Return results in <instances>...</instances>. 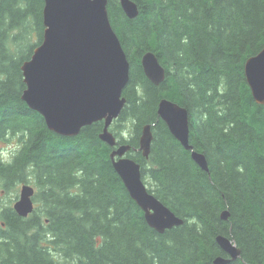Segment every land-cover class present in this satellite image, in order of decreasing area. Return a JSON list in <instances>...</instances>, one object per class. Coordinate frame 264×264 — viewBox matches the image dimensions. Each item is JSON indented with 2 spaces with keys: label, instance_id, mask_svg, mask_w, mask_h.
<instances>
[{
  "label": "trees",
  "instance_id": "obj_1",
  "mask_svg": "<svg viewBox=\"0 0 264 264\" xmlns=\"http://www.w3.org/2000/svg\"><path fill=\"white\" fill-rule=\"evenodd\" d=\"M132 1L135 19L108 1L130 63L127 103L110 131L131 145L149 192L184 224L163 234L148 225L113 167L115 148L100 139L104 122L62 137L22 100L21 67L43 42L45 2L0 0V140L20 143L10 162L0 160V193L29 183L37 190L27 218L0 196V264H214L227 257L220 235L241 251L230 264H264V105L245 76L246 61L264 49V0ZM149 51L166 70L160 86L143 70ZM163 99L188 110L189 141L208 172L159 117ZM146 125L148 158L138 151Z\"/></svg>",
  "mask_w": 264,
  "mask_h": 264
},
{
  "label": "water",
  "instance_id": "obj_2",
  "mask_svg": "<svg viewBox=\"0 0 264 264\" xmlns=\"http://www.w3.org/2000/svg\"><path fill=\"white\" fill-rule=\"evenodd\" d=\"M109 0H45L43 42L36 47L23 71L26 89L22 100L39 113L48 128L62 137H75L94 123L104 121L100 139L110 147L117 139L110 127L125 105L123 91L130 80V63L123 45L112 27L108 14ZM129 19L139 15L138 5L132 0H120ZM142 66L146 77L160 86L166 70L152 51L144 54ZM246 80L255 101L264 105V49L245 63ZM159 117L172 135L206 172L208 162L204 154L190 144L188 110L168 99L158 108ZM152 126L146 125L139 138L138 151L145 158L151 153ZM130 145L118 146L111 154L113 167L125 183L131 198L145 212L148 225L160 234L179 227L184 220L149 192L142 179V166L128 156ZM119 160H115V156ZM35 189L24 184L14 209L20 217L34 212ZM229 212L222 213L228 220ZM217 243L227 255L218 257L214 264H230L241 258V251L227 236L217 237Z\"/></svg>",
  "mask_w": 264,
  "mask_h": 264
},
{
  "label": "rangeland",
  "instance_id": "obj_3",
  "mask_svg": "<svg viewBox=\"0 0 264 264\" xmlns=\"http://www.w3.org/2000/svg\"><path fill=\"white\" fill-rule=\"evenodd\" d=\"M19 31L16 30L12 34H17ZM33 30L30 31L28 34L29 41L28 42H34L35 37L33 36ZM32 33V35H31ZM27 42V43H28ZM133 127L129 123L125 124V128L123 129V132H126V138H129L132 134ZM20 147V143L18 141V137L16 136H9L5 140H0V160L3 162H10L13 158V155L17 152V149ZM24 184H19L13 189H11L9 192L2 191L0 193L1 200L3 202H8V204L15 205V203L19 200L20 198V191L21 188ZM29 185L33 186L32 183H29ZM147 185V184H146ZM148 187V186H147ZM35 188V187H34ZM36 190V188H35ZM37 191V190H36ZM36 206V203H35Z\"/></svg>",
  "mask_w": 264,
  "mask_h": 264
},
{
  "label": "bare ground",
  "instance_id": "obj_4",
  "mask_svg": "<svg viewBox=\"0 0 264 264\" xmlns=\"http://www.w3.org/2000/svg\"><path fill=\"white\" fill-rule=\"evenodd\" d=\"M44 2H45V0H44ZM44 8H45V6H44ZM43 21H44V9H43ZM43 25H44V23H43ZM44 28L46 29V27H45V25H44ZM44 32H45V30H44ZM43 39H44V37H43ZM41 45V44H40ZM39 45V46H40ZM39 46H37V47H39ZM124 49V48H123ZM35 50V49H34ZM33 53H34V51H33ZM32 58V57H31ZM28 61V60H27ZM26 62V61H25ZM24 62V63H25ZM23 63V64H24ZM22 70V69H21ZM144 70V69H143ZM23 72V71H22ZM145 73V72H144ZM24 77V76H23ZM247 84H248V86L250 87V89H251V92H252V95H253V91H252V88H251V86L249 85V83L247 82ZM124 92V91H123ZM24 93V92H23ZM124 97V96H123ZM253 97H254V95H253ZM125 98V97H124ZM126 99V98H125ZM255 99V98H254ZM127 101V100H126ZM127 103V102H126ZM126 106V105H125ZM125 108V107H124ZM102 122H104V121H102ZM93 125V124H92ZM113 125V124H112ZM111 125V126H112ZM111 128V127H110ZM84 129V128H83ZM82 131V130H81ZM80 131V132H81ZM114 134V133H113ZM79 135V134H78ZM77 135V136H78ZM101 135V134H100ZM115 136V135H114ZM116 137V136H115ZM116 139H117V137H116ZM181 144V143H180ZM125 145H127V144H125ZM118 146H121V144H119V141H118V139H117V146L116 147H113V148H117ZM131 146V145H130ZM115 149L111 152V154L115 151ZM111 154H110V158H111ZM120 159V157L117 155V156H115V160H119ZM134 160V159H133ZM111 161H112V158H111ZM138 163V162H137ZM141 165V164H140ZM121 178V177H120ZM144 182V181H143ZM124 183V182H123ZM124 185H125V183H124ZM146 185V184H145ZM33 187V186H32ZM125 187H126V185H125ZM127 188V187H126ZM35 189V188H34ZM128 190V189H127ZM129 192V191H128ZM35 194H36V190H35ZM35 196V195H34ZM131 197V196H130ZM154 197L156 198V199H158L155 195H154ZM34 198V197H33ZM159 200V199H158ZM34 201V200H33ZM160 201V200H159ZM161 202V201H160ZM139 206V205H138ZM166 206V205H165ZM34 207L36 208V206H35V203H34ZM140 207V206H139ZM167 207V206H166ZM13 208H14V205H13ZM141 208V207H140ZM142 209V208H141ZM35 210V209H34ZM143 210V209H142ZM143 212H144V210H143ZM31 215V214H30ZM144 216H145V212H144ZM177 216V215H176ZM178 217V216H177ZM145 219H146V216H145ZM220 257V256H219ZM218 258V257H217Z\"/></svg>",
  "mask_w": 264,
  "mask_h": 264
}]
</instances>
